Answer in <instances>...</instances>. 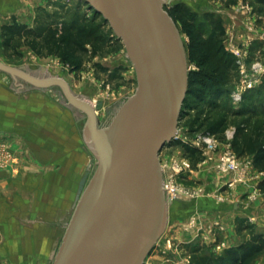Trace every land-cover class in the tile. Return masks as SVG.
I'll use <instances>...</instances> for the list:
<instances>
[{
    "label": "water",
    "instance_id": "95a60500",
    "mask_svg": "<svg viewBox=\"0 0 264 264\" xmlns=\"http://www.w3.org/2000/svg\"><path fill=\"white\" fill-rule=\"evenodd\" d=\"M103 17L126 50L137 88L111 122L97 128L93 105L61 77H34L0 62V72L34 88L58 87L86 115L97 159L52 264H143L162 236L168 208L159 155L175 142L187 93L188 61L180 29L166 11L197 0H82ZM237 205H235V209ZM6 255L7 249L0 248Z\"/></svg>",
    "mask_w": 264,
    "mask_h": 264
},
{
    "label": "rangeland",
    "instance_id": "374dc122",
    "mask_svg": "<svg viewBox=\"0 0 264 264\" xmlns=\"http://www.w3.org/2000/svg\"><path fill=\"white\" fill-rule=\"evenodd\" d=\"M245 1L250 5L256 24L258 26L264 24V4L259 3V0H205L204 4L197 8L189 3H184V6L196 13L198 23L201 22L204 25L205 36L215 27L216 22L222 25L225 33V49L228 51L230 46L235 45L246 52L245 61L250 76L252 64L264 61V56L261 54L264 52V40L259 39L258 34L249 32L245 26L247 13L240 7L241 2L245 3ZM5 7L7 8L6 23L17 24L25 32L26 30L36 31L46 24L65 29L82 23H102V17L94 15L93 10L82 0H7ZM260 15L262 17L258 18ZM103 28L105 37L113 43H118L116 51L109 50L102 57L99 54L90 59L86 57L83 69L80 71H72L71 66L53 53L44 50L39 55L24 44L13 53L11 50L6 52L0 42V62L20 68L37 78L61 77L68 83L74 96L93 105L97 128H104L109 125L116 111L134 94L137 81L134 68L128 64L123 44L117 40L108 24ZM180 34L186 47V36L181 32ZM188 68L190 70L192 66L188 64ZM261 75L259 79L261 82L253 88L255 92L249 98L246 91L250 89H244L245 79L237 68L236 75L232 77L229 94L217 99L216 106L209 108L201 105L198 109L193 106L189 114L181 118L177 133L182 138H186V142L174 143L171 147L164 148L159 155V160L170 156L183 158L188 162L190 171L178 178L180 184L191 190L201 189L199 185L204 186L205 189L206 186L213 187L214 181L220 177L213 170L209 172V177L206 176L207 171H202L204 177L194 175L201 169L206 170L205 167L199 166L200 154L192 144V140L198 135L212 134L221 147L227 144L232 147L233 138L238 131L248 132L254 136L264 133V127H262L264 112L260 107V103L264 102V76ZM0 76L11 80V77L5 73H0ZM50 92L59 104L68 107L72 113V129L79 133L82 147L86 150L91 164L89 181L96 169L97 159L89 135L85 133L86 115L68 104L60 88L52 87ZM236 92L241 93L242 97L235 101L233 94ZM202 106H204L203 109ZM252 108L255 112L248 114ZM205 118H208L211 124L209 127L201 128ZM209 128H213L211 129L213 131ZM231 133L232 138L228 140L227 135ZM247 157L250 156H244L243 159ZM255 169L258 172H264V166L255 167ZM225 189L227 187L221 190L223 196H226L228 192ZM214 198L217 203L229 204V209L220 212L196 211L185 215L179 204L170 206L166 228L143 264H188L193 249L220 256L229 248L249 243L258 235L264 236L258 228L257 219L232 209V198L223 202L218 201L217 197ZM192 219H195L196 225L186 229ZM168 240H170L169 245ZM261 259L264 260V256L254 264H264Z\"/></svg>",
    "mask_w": 264,
    "mask_h": 264
},
{
    "label": "crops",
    "instance_id": "0c3cea01",
    "mask_svg": "<svg viewBox=\"0 0 264 264\" xmlns=\"http://www.w3.org/2000/svg\"><path fill=\"white\" fill-rule=\"evenodd\" d=\"M6 1L0 0V42L1 27L7 24ZM204 1L189 4L197 8ZM261 54L264 56V52ZM259 62L264 69V61ZM51 89L0 76V141L16 158L11 168L0 169V248L7 249L6 255L0 254V264H52L80 192L88 182L91 164L79 133L72 129V113L58 103ZM204 169L194 175L204 177L202 171H207L209 177L211 169ZM229 180L220 176L213 187L199 185L204 195L183 207L182 212L228 210L229 204L217 203L214 197L218 194L225 197L223 201L233 199L235 212L257 219L264 234V197L249 201V194L264 192L254 181L227 187ZM224 187L226 196L221 195Z\"/></svg>",
    "mask_w": 264,
    "mask_h": 264
},
{
    "label": "trees",
    "instance_id": "16d2710c",
    "mask_svg": "<svg viewBox=\"0 0 264 264\" xmlns=\"http://www.w3.org/2000/svg\"><path fill=\"white\" fill-rule=\"evenodd\" d=\"M259 3L264 4V0H259ZM165 9L180 32L186 36L187 61L192 66L188 72L182 118L189 114L193 106L197 109L201 105L209 108L216 106L217 99L229 94L232 77L236 75L238 67L234 56L225 49V33L219 22H216L215 27L205 36L204 25L198 23L196 13L184 6V3ZM94 15L98 14L94 12ZM104 25L107 23L103 17L101 24L89 22L71 25L65 29L46 24L36 31L26 30V32L17 24H5L1 27L2 45L6 52L11 50L13 53L23 44L39 55L46 50L71 66L72 71H80L83 69L86 57L90 59L97 54L102 57L109 50L116 51L118 43H113L105 37ZM246 92L251 98L255 91L250 89ZM260 107L264 112V102L260 103ZM254 112L255 109L252 108L248 114ZM210 124L208 118H205L201 128L209 127ZM211 129L213 128H209L213 131ZM232 148L238 156L252 157L255 167L264 166V133L254 136L248 132L238 131L233 138ZM259 188L264 192V180L260 182ZM262 256H264V236L258 235L249 243L225 250L220 256L193 249L188 264H254Z\"/></svg>",
    "mask_w": 264,
    "mask_h": 264
},
{
    "label": "built area",
    "instance_id": "2783aa9c",
    "mask_svg": "<svg viewBox=\"0 0 264 264\" xmlns=\"http://www.w3.org/2000/svg\"><path fill=\"white\" fill-rule=\"evenodd\" d=\"M241 10L247 13L245 26L249 32L258 34L257 37L264 40V24L258 26L254 16H252L250 5L245 1L241 2ZM251 13V15H250ZM229 53H231L234 58L239 72L243 76L244 89H253L257 84L260 83V75L264 73V69L260 65V62H255L250 67V76L245 61L246 52L232 45L228 48ZM257 75V76H256ZM259 75V76H258ZM242 95L239 92L233 94V99L236 101L241 99ZM178 129V128H177ZM228 140H231L232 133L228 134ZM175 142L177 144H184L186 138H182L176 132ZM193 148L196 149L200 154L199 166L209 167L219 176H228L230 178L229 182L226 184L227 187L231 185H246L250 182H256L257 186L259 181L264 180V172L256 171L253 160L250 157L244 158L238 156L230 144L225 147H221L218 140L212 134H201L192 140ZM171 147V146H170ZM16 158L4 142L0 141V169L11 168L15 163ZM160 166L162 170V188L164 195L167 199L175 201H189L192 199H198L204 195L203 189L191 190L183 186L178 182V178L181 175H185L187 171H190L189 164L183 158L177 157H165L160 160ZM256 186V189L258 187ZM218 200L223 201L218 194H215ZM264 197V193L256 190L252 194H249V201L254 202L259 198ZM195 219H192L186 226V229L194 227ZM168 245L170 240L167 241Z\"/></svg>",
    "mask_w": 264,
    "mask_h": 264
}]
</instances>
